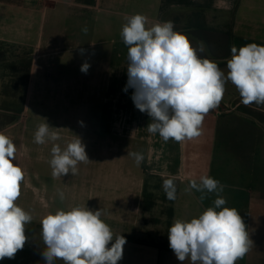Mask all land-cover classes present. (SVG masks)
Returning a JSON list of instances; mask_svg holds the SVG:
<instances>
[{"label": "crops", "instance_id": "crops-1", "mask_svg": "<svg viewBox=\"0 0 264 264\" xmlns=\"http://www.w3.org/2000/svg\"><path fill=\"white\" fill-rule=\"evenodd\" d=\"M138 13L147 27L173 21L194 48L203 43L198 57L216 62L225 75L233 46H264V0H0V95L22 79L27 87L40 85L36 72L47 62L33 55L47 46L53 51L50 97L62 104L49 116L37 111L35 126L23 121L29 99L23 111L0 106V132L14 143L12 162L24 172L15 203L32 216L23 249L0 264H45L42 218L77 206L101 209L114 238H126L118 264H191L177 260L167 232L174 220L190 221L213 206L215 193L201 202L199 192H185L201 176L224 185V206L240 213L253 241L236 264H264V104L245 106L229 81L199 137L165 142L149 133L151 117L135 107L134 89L124 90L128 48L121 30ZM45 119L59 128L61 147L80 136L89 161L78 163L77 174L52 176V142L34 143ZM133 152L142 156L139 164L128 155ZM167 179L175 182L174 200L165 194Z\"/></svg>", "mask_w": 264, "mask_h": 264}, {"label": "clouds", "instance_id": "clouds-1", "mask_svg": "<svg viewBox=\"0 0 264 264\" xmlns=\"http://www.w3.org/2000/svg\"><path fill=\"white\" fill-rule=\"evenodd\" d=\"M173 21L147 27V17L135 14L122 26L121 37L128 48V88L134 89L131 99L135 107L151 117L147 131L158 133L163 141L183 142L201 135L205 114L216 108L224 95L226 82H231L245 106L264 104V46L248 43L239 49L233 46L227 61V74L216 62L201 59L185 34L174 31ZM82 31L86 34L87 27ZM90 65L82 64L87 72ZM46 121V119H45ZM59 128L47 121L37 126L34 143L52 142L50 166L52 176L59 178L77 174V165L88 162L85 145L75 137L61 147ZM16 147L0 132V260L14 258L28 237L25 225L32 221L15 201L20 196L24 172L13 164ZM137 164L139 153H128ZM169 200L176 198L175 182L164 181ZM195 190L203 202L215 193L213 206L190 221L176 219L168 229L169 247L177 260L191 264H236L253 245L240 213L225 207L221 193L224 185L210 176H201L199 183L191 180L185 192ZM63 200V193L60 194ZM102 211L73 207L57 210L41 220L45 244L42 256L45 264L62 259L64 264H118L123 257L126 238L115 236L102 220Z\"/></svg>", "mask_w": 264, "mask_h": 264}, {"label": "rangeland", "instance_id": "rangeland-1", "mask_svg": "<svg viewBox=\"0 0 264 264\" xmlns=\"http://www.w3.org/2000/svg\"><path fill=\"white\" fill-rule=\"evenodd\" d=\"M183 14V15H182ZM188 14L175 12L173 17H180ZM33 27L30 30H34ZM31 38L27 39L25 43L28 44V46H31ZM38 53V52H37ZM35 53L33 55L34 59L41 58V60H45L47 63L45 64V67L43 69H39L36 72V75L38 76V80L40 81V85L33 86L28 85L25 86V80L22 79L21 84L19 85V81H16V85L12 87H6L3 88V90H6L7 92L10 91V94H3L0 95V106H9L15 110L23 111L24 107L28 106L27 112L25 113V116L23 118L24 123H26L28 126H35L36 125V112H43L45 115H51L54 107H62V104H59L58 102H54L51 99L52 90L54 89L51 82V73H52V66L50 64L51 58L53 57V51L51 48H48L45 46L44 52ZM14 82V81H13ZM2 90V88H0ZM28 96V97H27ZM2 98H7L8 103H2ZM29 99V101H28ZM26 101V103H25ZM28 101V102H27ZM94 123V122H93ZM95 125V123H94ZM93 126V124H92ZM80 138V136L76 135ZM75 136V137H76Z\"/></svg>", "mask_w": 264, "mask_h": 264}, {"label": "trees", "instance_id": "trees-1", "mask_svg": "<svg viewBox=\"0 0 264 264\" xmlns=\"http://www.w3.org/2000/svg\"><path fill=\"white\" fill-rule=\"evenodd\" d=\"M197 25H200L198 22L196 23Z\"/></svg>", "mask_w": 264, "mask_h": 264}]
</instances>
